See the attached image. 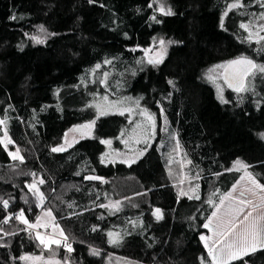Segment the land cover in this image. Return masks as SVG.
I'll return each mask as SVG.
<instances>
[{"label": "trees", "instance_id": "obj_1", "mask_svg": "<svg viewBox=\"0 0 264 264\" xmlns=\"http://www.w3.org/2000/svg\"><path fill=\"white\" fill-rule=\"evenodd\" d=\"M168 2L174 15L156 11L153 0H0V119L6 120L0 139L6 130L23 153L22 162L12 160L0 144V264H38L21 256L69 264H201V258L210 264L200 240L214 211L207 201L218 203L244 174L228 169L242 161L264 184V74L251 76L241 93L219 79L227 103L205 75L240 56L264 64V41L255 42L256 33L264 36V0H239L243 7L231 10L237 0ZM38 34L43 43L30 38ZM161 38L173 42L166 59L143 67L144 49ZM97 92L137 97L149 112L166 116L192 182L182 186L168 145L157 140L131 165L102 162L101 141L118 140L130 125L126 115L97 119L92 136L53 152L70 129L94 119ZM33 179L44 180L42 205L29 191ZM116 201L118 211L100 207ZM21 210L30 223L50 210L73 251L45 248L18 219L2 222ZM232 264H264V249Z\"/></svg>", "mask_w": 264, "mask_h": 264}, {"label": "snow or ice", "instance_id": "obj_2", "mask_svg": "<svg viewBox=\"0 0 264 264\" xmlns=\"http://www.w3.org/2000/svg\"><path fill=\"white\" fill-rule=\"evenodd\" d=\"M91 2V0H90ZM154 3H158L159 7L156 9L159 13L164 16L174 15V12L170 7H166L163 2L160 0H153ZM149 7H152V4H149ZM229 10L233 8H240L243 5L237 0L236 3H232L227 6ZM264 7V4L261 5ZM228 12L225 11L224 16H227ZM261 18L264 19V13L261 14ZM153 21L159 23L156 16L153 15L151 17ZM221 27H223V17L221 18ZM245 31H247L249 41L253 38V33L249 31V25L242 23L240 25ZM261 30H264V25H261ZM40 31L44 32L43 26L40 27ZM257 39L256 43H260L264 41V36H260L259 33L255 34ZM32 40L36 43H43L44 41L37 36H31ZM155 39V38H154ZM167 44L173 43L172 41H165L163 38L159 40V49L154 53H152V49H144L145 54L148 59L147 62L152 65H158L163 62L164 56L167 52ZM264 51V49H261ZM110 63V62H109ZM97 68L100 65L96 66ZM221 71H217V70ZM264 74V64H257L253 59L247 56H240L236 59L229 60L224 64L215 65L213 68H210L208 72L205 74L206 79L211 83L216 85L217 95L221 102L227 103L224 100L223 91L224 89L217 84L218 79H222L223 82L231 88L233 91L237 93L247 91L246 80L248 77L254 76L256 73ZM107 77V73H105V79ZM169 83H172L169 81ZM104 104H96L95 107L99 116L108 115L112 110H116L120 115H124L125 112L131 114L134 109L131 107H117L120 104H123L124 101H109L108 97L105 96ZM136 107L139 108V101L136 102ZM140 115L145 117V119L149 122L152 128V133H155V117L148 112L147 109H142L140 111ZM6 124V120L0 119V125ZM95 125V120L91 121L88 124L80 125L78 128L73 129V131H81L82 135H91V129ZM136 129H141V125L137 124L133 129V133L136 134ZM261 137L264 138V133H261ZM135 142L141 143L140 138H136L134 135ZM144 143H147V138H144ZM12 143V140L8 137L7 131L4 132V138L0 139V144H3L5 148L7 145ZM67 143V141H66ZM101 143L111 145V141H101ZM125 144L128 143L127 140L124 141ZM70 146V145H69ZM150 146V145H149ZM179 148V143L176 145V149ZM66 150L63 146L52 148L53 152H60ZM142 154V153H140ZM9 155L13 160L23 161V157L19 154V149L15 152H9ZM103 162V158H102ZM128 162V161H124ZM131 162H135L132 160ZM190 163V161H189ZM248 165L244 164L242 161H235L232 168L228 169V171H241L244 170V175L240 177L239 180L233 184L232 189L219 197V202L216 203L211 198L207 201V203L213 206L214 211H212L211 215L206 218V223L203 224L205 229L211 233V235H201L200 240L203 242L205 249H207L208 257H210V264H232L233 261L242 259L243 256L248 255L249 252H255L257 249H264V211L255 214L257 211V207L264 209V184H261L252 173L248 172ZM171 174V172H170ZM34 175V174H33ZM86 179H100L99 177H86ZM245 180L247 183H245ZM39 184H43L44 180L41 179L38 182ZM183 183V180H181ZM250 185V186H249ZM197 185L192 189V192L195 193ZM29 191L33 192V195L37 197L40 202V205L44 202V195L40 191L37 186V182H33L28 185ZM240 191L237 194V189ZM249 194L251 197H258L259 205H257L253 199L249 198ZM181 196H188L189 199H199V195H188L187 192L181 191ZM215 195V193H213ZM3 207L5 209L8 208L9 202L7 200H3ZM38 205V206H40ZM120 202L116 201L111 203L110 205H100V207H110L115 210H119ZM248 209V211H245ZM45 217H52V213L50 210L45 211L43 214ZM157 219H161L162 215L160 214V209H156L153 213ZM21 223L27 225L30 229L37 228H47L49 227V222H42V218L38 217L36 223H30L28 219L25 218L23 210H21L15 217ZM11 217L3 220V223H8V220ZM51 227L53 228V232L58 230V225L54 223V218L51 222ZM9 233H5L8 235ZM60 239L55 238L54 236L49 237L41 234L40 232L36 233V239L43 245L45 248H50L51 245L55 244L58 247L63 246L67 249L68 252H72L73 249L71 245L67 243V236L64 235L62 229H59ZM108 236L111 238L110 242L113 244L118 243V234H114L109 232ZM93 255H97L98 252L93 249ZM21 260H41L42 257H32V256H21ZM45 264H59L58 261L49 259L45 261ZM201 264H204L203 258H201Z\"/></svg>", "mask_w": 264, "mask_h": 264}, {"label": "rangeland", "instance_id": "obj_3", "mask_svg": "<svg viewBox=\"0 0 264 264\" xmlns=\"http://www.w3.org/2000/svg\"><path fill=\"white\" fill-rule=\"evenodd\" d=\"M160 2H163L166 7H169L168 0H160ZM155 7L158 8L159 4L155 3ZM37 37H39L41 39L39 34H38ZM159 40H156L153 43L152 47L147 48V49H152V53H150V54H154L159 49ZM166 46H167V52H166V55L164 56L163 62H164V60L166 59V57L168 55V51H169V48L171 46V43L170 44L166 43ZM147 59H148L147 55L145 54V52H143V58H142L141 64L145 68L157 67V66H159L160 64L163 63L162 62V63H160L158 65H152V64H149L147 62ZM219 71H221V70H219ZM104 82H105V78H104L103 83ZM217 84H219L224 89V91L226 90V88H225L226 86H224L220 82L219 79L217 80ZM94 96H95V98L92 100L90 106L95 112V117L91 121H93V120L97 121V119H99L101 117H104V116H108V115H120L116 110H112L108 115L99 116V118H97L98 117V112H97V109H96L95 105L96 104H104L105 102H104L103 98L105 96L108 97L109 101H124L123 104H120L117 107H131V108L134 109V111L131 114L125 112L124 115H126L128 117L130 125H129V128H127V129L125 128V130L121 132V134L118 137V140L117 141H115L114 139H105V140H103V141H111V145L110 146L108 144L103 143L105 145L106 150H105L104 154L102 155L101 159L103 158V162L105 164L125 163L126 165H131L133 163V162H131L132 160H134L135 162L138 161L145 154V152L148 149V147H151L155 143V141L157 140V142L159 143L160 147L168 145L169 149L167 151V153H168L167 155H169L171 153L170 156H169L170 157L169 160L171 161V164H173L174 162L178 164V166L176 165L177 169H173L172 173H175L178 170H181L182 175H183V177H182V180H183L182 186H186V184L192 182L191 180H193V179L190 177V174L187 172L188 171V163H187L183 153L181 152V150L179 148L176 149V145H177L178 142H177V140H176V138L174 136L173 129L170 126V123H169L168 119L166 118V116H164V117L162 115L156 116L155 114H153V113L148 111L150 114H152L155 117V133L153 135L151 125L145 119V117L140 115V111L142 109H146V108L141 104L140 100L137 97L126 95V96H120V97L112 98L110 95L103 94L101 92L95 93ZM137 100L139 101V108L136 107V103L135 102ZM91 121H88L86 123H82L81 125L88 124ZM158 121L160 122L159 125H158ZM137 124L141 125V129H136V134H134L133 133V129L136 127ZM78 126H80V125H78ZM78 126H75L72 129H70L65 134L64 138L62 139V142L59 145H57L56 147L63 146L65 149H68L69 147L74 145L80 139L93 135L94 127L91 129V135H82L81 131H73V129L78 128ZM4 132L1 135V139L4 138ZM134 135L136 136V138H140L142 142L141 143H136L135 142V138H133ZM144 138H147V143L143 142ZM125 140L128 141L127 144L124 143ZM66 141H67V143H66ZM5 149L7 150L8 154H9V152H15L17 149H19V154H20V156L23 157L22 150L20 148L16 147V146H14L13 142L8 144L7 148H5ZM131 150H135V151L131 152ZM140 153H142V154H140ZM10 158H11V156H10ZM124 161H128V162H124ZM34 181L37 182V186L39 187L40 185L38 183V180L37 179H33L31 183H33ZM245 183H247L246 180H245ZM39 189H40V187H39ZM239 191H240V189L238 188L237 189V194H238ZM249 198L253 199L254 202L257 205H259L258 197H251L250 194H249ZM245 211H248V209H246ZM261 211H264V209H261V208L257 207V211H256V213H254V215L258 214ZM41 218H42V222H49L50 226L47 227V228H43V227L37 228L35 230L37 232H40L43 235H46V236H49V237L54 236L55 238L60 239L59 229L63 230V228L59 224H57L55 222V220H54V223L56 225H58V230L56 232H53V228L51 227V222H52L53 217H45L44 215H42ZM63 232H64V230H63ZM64 235H65V232H64ZM205 235H211V233L208 231V229H207V233ZM47 249H49V248H47ZM258 250H260V249H257L256 251H258ZM255 252H249V254L255 253ZM49 259L58 261L59 264H69L67 262H63V261H60V260L55 259V258H50L49 257ZM49 259L48 258L45 259V260L41 259V260H38V261L34 260V263L38 262V264H45V261L49 260ZM114 264H132V263L131 262H126V261H123V260H117V261H114Z\"/></svg>", "mask_w": 264, "mask_h": 264}, {"label": "built area", "instance_id": "obj_4", "mask_svg": "<svg viewBox=\"0 0 264 264\" xmlns=\"http://www.w3.org/2000/svg\"><path fill=\"white\" fill-rule=\"evenodd\" d=\"M8 217H11V219L8 220V223H9L11 220L16 219V218H15L16 216H14V215H12V214H8L7 217H6L5 219H7ZM5 219H4V220H5ZM8 223H5V224H8ZM27 229H28L31 233H37V231H36L35 229H30V228H28V227H27Z\"/></svg>", "mask_w": 264, "mask_h": 264}, {"label": "water", "instance_id": "obj_5", "mask_svg": "<svg viewBox=\"0 0 264 264\" xmlns=\"http://www.w3.org/2000/svg\"><path fill=\"white\" fill-rule=\"evenodd\" d=\"M250 58V57H249ZM251 59H253V58H251ZM254 60V59H253ZM256 63H257V61L256 60H254ZM258 64V63H257ZM249 78L250 77H248L247 78V80H246V86H247V83H248V80H249ZM226 85V84H225ZM227 86V85H226ZM227 88L229 89V90H231L232 92H235V91H233L231 88H229L228 86H227ZM235 93H237V92H235Z\"/></svg>", "mask_w": 264, "mask_h": 264}, {"label": "crops", "instance_id": "obj_6", "mask_svg": "<svg viewBox=\"0 0 264 264\" xmlns=\"http://www.w3.org/2000/svg\"><path fill=\"white\" fill-rule=\"evenodd\" d=\"M202 242V241H201ZM202 244H203V242H202ZM204 245V244H203Z\"/></svg>", "mask_w": 264, "mask_h": 264}]
</instances>
